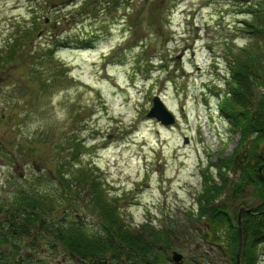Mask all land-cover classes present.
<instances>
[{
    "label": "rangeland",
    "instance_id": "obj_1",
    "mask_svg": "<svg viewBox=\"0 0 264 264\" xmlns=\"http://www.w3.org/2000/svg\"><path fill=\"white\" fill-rule=\"evenodd\" d=\"M250 3L264 31V0H0V57L13 38L24 47L0 67V203L23 189L55 209L36 214L23 250L34 261L75 264L40 230L50 217L99 238L115 217L142 241L172 237L171 248L152 246L145 263L121 264L156 256L171 264L173 251L184 264H232L206 253L213 236L197 220L196 196L203 174L216 176L213 165L240 140L219 111L233 64L247 55L264 66V33L244 24ZM157 97L172 124L148 118ZM83 170L90 186L79 184ZM240 197L223 196L234 219L240 202L257 204ZM254 246L255 264H264V244Z\"/></svg>",
    "mask_w": 264,
    "mask_h": 264
},
{
    "label": "trees",
    "instance_id": "obj_2",
    "mask_svg": "<svg viewBox=\"0 0 264 264\" xmlns=\"http://www.w3.org/2000/svg\"><path fill=\"white\" fill-rule=\"evenodd\" d=\"M256 36L261 37V35ZM21 48L18 47L17 41L11 44L6 56L0 57V67H4L6 63L12 61ZM244 58L245 60L239 61L236 67L232 62L235 69L232 78L233 88L223 97L219 105V110L224 112L233 133L240 136L239 143L231 157L220 158L215 166L213 165L212 171L218 172L216 176L204 174L202 189L197 196V220L205 221L206 229L209 228V232L213 236L210 243L216 244L221 239L220 234H223L226 245L222 248L224 254L233 260V264H235L237 245L236 224L233 225L234 221L236 223V217L233 218L223 196L227 194L232 198L243 196L250 201H256L257 204L264 203V183L259 179V168L264 165V66L256 56L246 55ZM70 148L74 150L72 146ZM83 171L84 173H81L83 181L78 180L79 184L87 180L86 186H90L88 171ZM230 174L233 175V178L229 177ZM65 188H68L70 193H73V190L77 192L72 183L68 185L66 183ZM95 189L96 185L93 184L90 192L92 193ZM95 195L99 194L96 193L92 197ZM27 196L21 194L18 205L12 208L31 207L37 210L44 206L43 201L40 202L36 197ZM46 200L53 203L52 198H46ZM101 205L104 207V213H108L107 205L103 202ZM245 206L242 202L238 205L239 208ZM5 210L6 206L0 204V212H5ZM262 211H264V206L258 211V215L244 217L242 230L246 240V249L242 254L243 258L251 255V250L255 248L254 242L259 244V241L262 242L264 239V214H260ZM109 220V227L117 229L113 235L115 241L107 238L101 241L97 237H89L81 231H75L71 227L68 228L69 230H65V235L58 236L57 239L63 240L65 246L80 260L92 259L97 264L98 260L106 256L107 253H110V257L114 260L122 259L124 257L120 254L122 250L126 251L127 255L125 256L130 263L132 260L134 262L140 260L145 263V258L152 250V246L171 248V236H162L159 239V242L162 243H152L148 239L142 241L141 234H132L124 225L117 223L115 217ZM33 222V218L29 215L28 222L25 221V223L33 224ZM20 234L18 233V235ZM243 258L242 264H254V261L250 263L249 259L243 260ZM154 259L155 263L151 264L162 263L157 261V256ZM108 263L100 262V264Z\"/></svg>",
    "mask_w": 264,
    "mask_h": 264
},
{
    "label": "flooded vegetation",
    "instance_id": "obj_3",
    "mask_svg": "<svg viewBox=\"0 0 264 264\" xmlns=\"http://www.w3.org/2000/svg\"><path fill=\"white\" fill-rule=\"evenodd\" d=\"M49 209V208H45ZM45 209H38L43 215H47L44 211ZM50 210V209H49ZM20 211V210H18ZM7 222L1 223L0 222V264H34L35 261L39 260H33L32 256L29 252H25V247L29 246V243H33L29 241V238L32 235L31 229L35 227L38 224L35 225H20V224H12L10 223V218L6 219ZM20 228L22 232L21 237L16 236V232L13 229ZM18 231V230H17ZM26 238V243H25ZM25 243V244H24ZM20 244H24L25 246H20ZM71 256L65 255L63 257V261L66 260V258H70ZM87 259V257H86ZM59 261V262H63ZM78 263L81 264H90L94 263V260H80L77 259ZM96 264V263H95Z\"/></svg>",
    "mask_w": 264,
    "mask_h": 264
},
{
    "label": "water",
    "instance_id": "obj_4",
    "mask_svg": "<svg viewBox=\"0 0 264 264\" xmlns=\"http://www.w3.org/2000/svg\"><path fill=\"white\" fill-rule=\"evenodd\" d=\"M149 117L157 119L159 122H161L164 125L173 123L171 117L164 112V110L162 109V105L159 102L155 103V107H154L153 111H151L149 113ZM34 167H35V165H34ZM263 169H264V166L261 167L259 170V177H260V180L262 182H264ZM36 170H37V168H36ZM263 205L264 204L260 205L259 207H255L253 209H244L243 208L240 210V212L238 214V229H239L240 241H239V247H238V251H237V258L240 254L241 247H242V237H241L242 216L245 214L251 215V214L255 213L258 210V208H260ZM172 261L174 264H183V256L179 253L173 252L172 253Z\"/></svg>",
    "mask_w": 264,
    "mask_h": 264
},
{
    "label": "bare ground",
    "instance_id": "obj_5",
    "mask_svg": "<svg viewBox=\"0 0 264 264\" xmlns=\"http://www.w3.org/2000/svg\"><path fill=\"white\" fill-rule=\"evenodd\" d=\"M238 198V197H237ZM240 198H244L243 196H241ZM237 200H239V199H237ZM263 242H261L262 244H264V239L262 240ZM235 264H237V262H234ZM232 264H233V262H232Z\"/></svg>",
    "mask_w": 264,
    "mask_h": 264
}]
</instances>
